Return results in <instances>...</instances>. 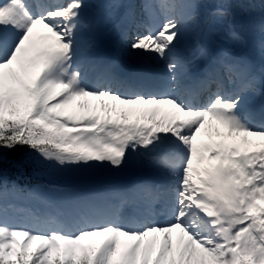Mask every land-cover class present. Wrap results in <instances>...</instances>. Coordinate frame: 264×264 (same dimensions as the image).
Masks as SVG:
<instances>
[{
    "label": "snow or ice",
    "instance_id": "1",
    "mask_svg": "<svg viewBox=\"0 0 264 264\" xmlns=\"http://www.w3.org/2000/svg\"><path fill=\"white\" fill-rule=\"evenodd\" d=\"M161 7L194 15L198 5L165 0ZM230 7L216 14L230 15ZM40 8L0 3V151L28 147L65 168H120L143 150L177 186L167 203L171 219L139 229L98 222L87 204L43 213L36 229L10 226L0 214V264H264V105L252 112L243 96L222 91L196 106L175 95L89 87L75 66L82 0ZM180 34L179 21L166 15L131 47L169 61L175 82L182 66L170 57ZM213 121L232 143L196 142Z\"/></svg>",
    "mask_w": 264,
    "mask_h": 264
},
{
    "label": "bare ground",
    "instance_id": "2",
    "mask_svg": "<svg viewBox=\"0 0 264 264\" xmlns=\"http://www.w3.org/2000/svg\"><path fill=\"white\" fill-rule=\"evenodd\" d=\"M145 4V3H144ZM210 10L209 9H207V10H205L204 12H202V13H200L199 15H201L202 16V18L203 19H208V18H206V13H208ZM142 15H144L145 16V19H146V21H147V19H148V14H147V12H146V10H143L142 11V13H141ZM117 15H114V17H116ZM145 21V25H146V28H148L149 27V24L147 23ZM165 22V20H163V19H159L158 20V24H157V26H158V28L157 29H159L160 28V26L163 24ZM209 22V21H208ZM210 34H213V35H215V36H219L220 37V39H223L224 38V41L225 40H227L228 38H227V36L226 35H224L222 32H223V27H222V25L221 24H218L217 23V20L216 19H211L210 20ZM128 29V28H127ZM124 34H125V30H122V31H120V32H118V31H115V30H113V29H111L110 30V32H109V35H108V38H109V43H111V44H114L115 43V41L116 40H121V37L122 36H124ZM88 36H90L91 38H90V42H93L94 41V36L92 35V34H90V35H88ZM86 39H87V36H84ZM83 37V38H84ZM131 43H133V42H130L129 43V45H128V51H130V55L129 56H132V58L133 57H136L135 59H134V61H136L137 59H138V54H137V51L138 50H133L132 49V47H131ZM178 45V44H177ZM187 47V46H186ZM235 47H238V46H235ZM194 51H198V50H193V53H194ZM155 57H156V63H153L154 64V66H155V68H157L158 70L159 69H161V68H164V64L161 62V60L157 57V55H155ZM194 69H196V67H198V65L197 64H195L194 66ZM209 90V89H208ZM94 103H96V102H94ZM219 124L218 123H216V122H210V123H205V126H204V128H202L201 129V134H202V136H199V137H208V136H212L213 134H217V130L220 132V130H219V128H221V127H219L218 126ZM226 132V130L224 129V133ZM219 136V135H218ZM249 139H251L252 140V138H249ZM224 142H227V141H224ZM230 143H232V141H230ZM136 161V163L137 162H139L138 160H135ZM138 187H142L143 189H148L149 188V183H148V181L145 179V177L144 176H141V177H138V178H132L131 180H128V182H127V184H126V187H125V191L126 192H137L138 191ZM100 209H102V208H100ZM107 214H113V213H107ZM171 219V217L168 219V220H170ZM167 220V221H168ZM173 234H175V235H177L176 233H173Z\"/></svg>",
    "mask_w": 264,
    "mask_h": 264
},
{
    "label": "trees",
    "instance_id": "3",
    "mask_svg": "<svg viewBox=\"0 0 264 264\" xmlns=\"http://www.w3.org/2000/svg\"><path fill=\"white\" fill-rule=\"evenodd\" d=\"M35 154L36 152L32 151L28 147H19L11 152L7 150L0 151V175H3V172L4 174L10 175L11 177L19 174L20 176H23L24 179L29 180L25 173H19L20 169L19 167H15V165L20 163L21 160L26 159L27 161L23 160L27 162L26 172L36 171L37 168H43L44 165L31 160ZM29 164L32 165L29 166ZM22 172L25 171L23 170Z\"/></svg>",
    "mask_w": 264,
    "mask_h": 264
},
{
    "label": "rangeland",
    "instance_id": "4",
    "mask_svg": "<svg viewBox=\"0 0 264 264\" xmlns=\"http://www.w3.org/2000/svg\"><path fill=\"white\" fill-rule=\"evenodd\" d=\"M86 2H88V3H86L85 4V6L87 5V6H89L91 9H92V14L94 15V11L93 10H97V8L99 7V4H100V7H103V5H102V3H104V2H106L107 3V1L106 0H86ZM108 5V4H107ZM109 16V13H108V10H103L102 11V14H101V18H103V19H105V18H107ZM261 24V23H260ZM138 53H143V56L146 58V59H150V58H153V54L154 53H151V52H147V51H142V50H138ZM94 104V103H93ZM196 142H199V143H204L205 141H200L199 139L196 141ZM68 170V167H61V171H67ZM78 179V178H77ZM48 191L49 190H47V192L46 193H48ZM65 198H67V196H65L64 198H61V200H62V202H66L65 203V205H66V207H68V208H71V207H73L74 206V204H75V201H74V199H75V197L74 198H71L70 196H69V198L67 199V200H65ZM48 209H46L45 208V206H42V207H37V208H34L32 211L33 212H36V213H39V214H43V213H46V212H48L47 211ZM21 213H22V211H21ZM38 217V216H37ZM37 217L35 218V220H29V221H31V223L30 222H26L27 224H26V227L25 228H29V229H33L32 227L34 226L35 228L37 227ZM21 218H24V215H22V217ZM13 221V220H12ZM11 221V222H12ZM33 223V225H30V224H32ZM23 223H20V225H22ZM18 224L16 223V222H12V223H10V226H17ZM176 238V237H175ZM175 238L173 237V240H174V242H175Z\"/></svg>",
    "mask_w": 264,
    "mask_h": 264
}]
</instances>
